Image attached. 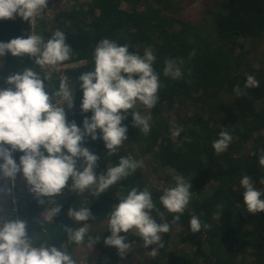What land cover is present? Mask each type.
<instances>
[{"label": "trees", "instance_id": "1", "mask_svg": "<svg viewBox=\"0 0 264 264\" xmlns=\"http://www.w3.org/2000/svg\"><path fill=\"white\" fill-rule=\"evenodd\" d=\"M188 1L69 0L68 7L57 9L52 17L40 19L34 30L29 20L19 16L0 20V42L26 38L32 33L46 42L57 30L65 34L72 51L69 60L52 66H65L59 72L49 75L45 66L36 64L34 58L7 54L0 64V86L7 87V77L26 68L45 77L50 93L57 91L61 80L67 78L73 107L68 109L71 107L68 103L63 106L68 120H74L78 126H82L84 119L78 78L94 70L93 55L100 40L107 38L119 45L127 44L130 52L141 56L146 48H151L156 57L153 68L160 77L156 106L149 110L138 103L135 109L142 115L151 113L147 134L133 126L129 110L123 121L128 126V139L116 154H110L102 140L86 138L85 146L100 157L97 175L106 173L119 163L120 157L129 154L140 162L131 175L104 192L73 191L70 180L52 205H63L61 212L47 219L41 214L51 205H40L32 193L13 186L14 213L27 221L29 235L36 243L65 248L73 256L77 243L69 239L65 226L75 229L76 224L68 217V209L89 207L93 218L88 223H108L113 206L131 188L137 187L151 192L156 209L171 225L168 233L161 234L163 248L149 245L156 246L158 254L152 257L149 253L137 264H264V212H248L240 185V179L246 174L258 190L264 191L261 183L264 166L259 165V155H264V107H256L257 100L264 97V59L259 62L253 59L262 44L264 55V0H216V9L207 6L195 19L185 14ZM124 2L131 8H124ZM241 38L249 43H241ZM166 60H174L180 67L179 79L164 75ZM247 75L255 76L260 86L244 89ZM237 84L246 95H235L233 88ZM193 108L198 111L193 113ZM85 115L91 116V112ZM177 127L182 131L179 136H173ZM225 129L233 140L227 151L217 155L212 142ZM19 155L15 154L17 162ZM146 155H150V165L155 162L162 169L174 170L173 174L163 175L168 188L175 186L177 175L192 183L190 202L179 221L173 222L178 214L169 213L159 201L164 190L147 186V169L140 161ZM152 215L159 223L157 211ZM193 215L209 227L193 233L190 229ZM108 230L109 223L100 238L91 230L84 241L98 243L102 255L97 264H126V256L122 258L116 248L104 243L111 234ZM139 241H143L139 235H131L126 240L127 243ZM170 242H179L194 251L170 250ZM248 256L251 258L247 259Z\"/></svg>", "mask_w": 264, "mask_h": 264}, {"label": "clouds", "instance_id": "2", "mask_svg": "<svg viewBox=\"0 0 264 264\" xmlns=\"http://www.w3.org/2000/svg\"><path fill=\"white\" fill-rule=\"evenodd\" d=\"M47 6V0H0V20L13 19L15 16L25 20L37 16ZM71 48L66 43L62 31H55L46 42L39 35L16 37L8 42H0V57L11 54L13 57L27 55L36 64L55 66L70 59ZM192 55H195L193 51ZM94 70L82 73L79 87L82 90L80 103L84 115L82 126L67 118L65 103L71 104L72 92L67 86V78L61 80L59 89L50 93L46 89L45 77L31 68L16 72L7 77V87L0 88V179L11 181L14 185L21 175L30 193L40 205L49 204L46 209L49 217L57 216L63 205L52 206L54 198L69 186L80 192L95 189L104 192L122 178L131 175L139 163L129 154L122 156L119 163L107 172L97 175L99 155L91 151L86 138L103 141L110 154L117 153L119 147L128 139V126L123 123L131 110L133 126L145 134L150 131L151 113L142 115L135 110L137 104L153 109L159 101L160 77L154 70L155 55L146 48L143 56L129 51L127 44L104 38L94 50ZM164 75L172 79L181 77V69L174 60H166ZM260 82L253 75L246 76L244 89L257 88ZM233 92L237 97L247 93L239 84ZM59 99H56V98ZM91 112V116L85 114ZM182 128L172 133L179 136ZM233 137L221 130L219 138L212 147L219 155L229 148ZM19 155V162L15 157ZM255 155V153H253ZM259 165L264 166V155H259ZM175 186L164 190L159 197L160 203L169 213H175L173 222L179 221L191 199L192 183L182 175L174 177ZM264 183V181H261ZM243 203L249 213L264 212V191L258 190L248 175L240 179ZM5 191L0 188V192ZM11 192V189H7ZM157 211L160 222L152 215ZM67 215L77 222L93 218L89 207L79 210L70 207ZM110 235L104 243L118 250L123 258L132 243L127 236L135 230L142 238L145 247L158 245L163 248V233L170 231V223L164 214L156 209L152 194L148 190L131 188L128 194L116 203L109 213ZM203 224L199 217L190 219L193 233ZM69 239L81 244L88 232L84 224L78 229L65 226ZM91 239V238H89ZM152 257L157 249L150 252ZM0 264H77L65 248L55 245L36 243L28 232L27 221L0 216Z\"/></svg>", "mask_w": 264, "mask_h": 264}, {"label": "rangeland", "instance_id": "3", "mask_svg": "<svg viewBox=\"0 0 264 264\" xmlns=\"http://www.w3.org/2000/svg\"><path fill=\"white\" fill-rule=\"evenodd\" d=\"M52 1L54 2V5L49 6L48 8L49 17H52L54 15V12L57 9L69 6L68 5L69 0H52ZM215 2L216 0H189L186 3L185 14L188 15L191 19H195L198 16H200V14L206 9L207 6L211 7L212 9H216ZM123 7L131 8V6L127 2L123 3ZM137 7L140 8V3L137 5ZM49 17H46L45 19ZM240 42L244 44L249 43V41L245 38H241ZM251 58H253V56ZM253 59L256 62H259L260 60L264 59L263 44L261 45L259 49V54H257L255 58ZM2 61H3V57H0V64L2 63ZM45 68L49 75L54 72H59L61 70V68L55 69L52 66H48V65H46ZM256 107L258 109H260L261 107H264V97L260 100H257ZM197 111L198 109L196 108L192 109L193 113H196ZM171 113L173 114L172 110H171ZM206 116L207 115H205L204 117L207 118ZM248 147H250V144H248ZM149 158H150V155H146L144 161L143 159H140L141 164L143 165V167H145V171L147 169L146 171L147 172V175H146L147 186L150 189L151 188H158L161 190L167 189L168 183L166 182L163 175L170 174V173L173 174L174 170L171 169L170 167L166 169L165 168L162 169L160 165L156 164L155 162H153V164L150 165ZM13 186H18L19 188H21L23 192H26L28 194L30 193L28 190V186L21 175L17 176V179L14 182V185L11 181L0 179V188L5 189V191L0 192V216H4L10 219L17 218L14 213V209L12 208V205H11V200L13 202L15 201ZM9 188L11 189L10 193L7 192V189ZM75 191L80 192L79 190H75ZM41 217L44 219L49 218L46 210L43 211V213L41 214ZM75 224H76L75 229H78L79 227H82L85 224L87 226L88 232L93 230L97 232V235H98L97 237L100 238L102 237V232L106 230L108 223L107 221H103L99 223L98 225H92L88 223L87 221L85 222L75 221ZM123 235H126L127 237H129L131 235H138V234L136 233L135 230H132L127 234L123 233ZM130 243H132V245L130 249L128 250V253L125 255L126 264L141 263L145 259V257L148 256L151 250H153L154 248L157 249L156 246L155 247H150V246L145 247L143 241L130 242ZM168 248L170 250H175V251L183 250V251L190 252V253L194 251V248H191L187 245H181L179 242H170ZM101 255L102 254L98 246V243L94 240H86L81 244H77L75 245L74 250H73V258L77 261V264H97L98 259L101 257ZM250 258L251 256L247 257V259H250ZM202 262L206 263L205 261H202Z\"/></svg>", "mask_w": 264, "mask_h": 264}, {"label": "built area", "instance_id": "4", "mask_svg": "<svg viewBox=\"0 0 264 264\" xmlns=\"http://www.w3.org/2000/svg\"><path fill=\"white\" fill-rule=\"evenodd\" d=\"M54 4L53 3H50L48 0H47V6L45 7V9L43 10V12H41V13H39L37 16H35V17H32V18H29V26L31 27V29L32 30H34V28H35V25H37V23H38V21L40 20V19H43V18H46V17H49V12H48V8H49V6H53ZM31 35H35V34H31ZM72 65H74V64H72ZM75 66V65H74ZM63 67H65V66H58V67H56L55 69H62Z\"/></svg>", "mask_w": 264, "mask_h": 264}]
</instances>
